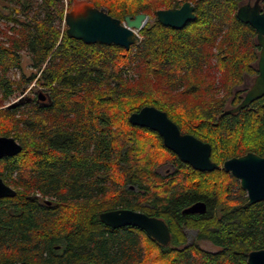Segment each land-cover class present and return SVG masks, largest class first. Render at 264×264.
I'll use <instances>...</instances> for the list:
<instances>
[{
  "label": "trees",
  "instance_id": "1",
  "mask_svg": "<svg viewBox=\"0 0 264 264\" xmlns=\"http://www.w3.org/2000/svg\"><path fill=\"white\" fill-rule=\"evenodd\" d=\"M87 1L121 21L137 13L151 20L126 50L68 37L61 23L72 0L66 8L63 0H0V21L13 32L0 29V135L21 145L0 159V178L16 191L0 198V264H247L251 250L264 248V201L244 206L236 177L194 169L156 131L128 119L145 105L164 111L181 133L209 143L218 165L264 155V95L224 113L257 73L255 29L236 17L243 0ZM185 1L195 19L182 28L156 19L157 10ZM21 52L30 74L21 70ZM34 79L49 104L27 95L1 107ZM165 164L172 171L159 173ZM196 201L204 213H181ZM117 207L164 218L170 242L102 223L99 213Z\"/></svg>",
  "mask_w": 264,
  "mask_h": 264
},
{
  "label": "water",
  "instance_id": "2",
  "mask_svg": "<svg viewBox=\"0 0 264 264\" xmlns=\"http://www.w3.org/2000/svg\"><path fill=\"white\" fill-rule=\"evenodd\" d=\"M155 17L162 25L182 28L187 22L195 19L194 5L190 1H185L179 7L173 5L166 9H159ZM236 17L255 29L259 46L257 73L241 101L224 113H237L264 95V11H260L258 3L250 8L247 5H241L236 10ZM147 18L146 13H137L134 16H125L121 21L111 16L105 7H96L93 2L87 0H72L69 10L64 14L65 31L68 37L81 39L86 43H114L126 50L140 40L139 30L144 26ZM45 97L42 92L38 94L39 100ZM16 102L8 106H14ZM128 119L132 125L156 131L162 138L164 146L194 169L211 171L221 168L232 174L239 180L241 188L246 191L247 201L244 206L264 201V155L247 152L228 158L218 165L210 158L211 145L192 134L181 133L178 126L164 111L145 105L132 112ZM20 151L21 145L14 137L0 135V159L14 156ZM15 193L16 191L0 178V198L13 197ZM205 210V203L196 201L184 207L181 213L202 214ZM99 219L111 228L138 227L163 245L170 239V230L164 220L140 211L126 208L111 209L99 213ZM246 261L247 264H264V248L251 250L247 254Z\"/></svg>",
  "mask_w": 264,
  "mask_h": 264
},
{
  "label": "rangeland",
  "instance_id": "3",
  "mask_svg": "<svg viewBox=\"0 0 264 264\" xmlns=\"http://www.w3.org/2000/svg\"><path fill=\"white\" fill-rule=\"evenodd\" d=\"M63 2H64V6H65V8H66V5H67V2H66V0H63ZM6 5V3H1V6L2 5ZM2 12L3 13H6L7 12V10H8V8H6V7H2ZM151 20V18L148 16V18H147V21H146V23L148 22V21H150ZM7 24L9 25V23H6V22H4V21H0V29H2V31H4L7 35H12V30H10V29H8L7 28ZM11 25V24H10ZM61 26L62 27H66V24H65V22H64V20L62 21V23H61ZM0 40H2V41H4L5 40V38H4V36H3V34L0 32ZM137 43V42H136ZM135 44V43H134ZM20 65H21V70H22V72H24V73H26V74H30L32 71H33V69L30 67V61H29V58H28V56H27V54L26 53H22L21 52V63H20ZM135 72V71H134ZM136 76H137V73H134V75H133V79H135L136 78ZM252 77H247V78H245V83H244V85L243 86H241V87H243V88H249L250 87V85H251V83H252ZM34 86L32 87V89H30L27 93H26V95H29V96H34L35 95V92H36V89L37 88H35V90H34ZM19 96V92L18 93H15V94H13L12 96H10L5 102H3V105L1 106V107H5L6 105H7V103L8 102H11V101H13L14 99H16L17 97ZM186 235H187V239H188V241H192V240H195V231H193V230H186ZM199 242V245L202 247V248H204V249H206V250H210V251H214V250H216V247L214 246V245H212L209 241H207V240H199L198 241Z\"/></svg>",
  "mask_w": 264,
  "mask_h": 264
},
{
  "label": "flooded vegetation",
  "instance_id": "4",
  "mask_svg": "<svg viewBox=\"0 0 264 264\" xmlns=\"http://www.w3.org/2000/svg\"><path fill=\"white\" fill-rule=\"evenodd\" d=\"M256 3H258L259 5H260V11H264V9H263V6H264V0H243V2L240 4V6L241 5H247L249 8L251 7V6H253L254 4H256ZM255 38H256V35H255ZM257 42V41H256ZM258 55H259V50H258ZM256 66H257V62H256ZM254 77V76H253ZM253 77H252V79L251 80H253ZM40 92H42L43 94H45V99H43V100H39L38 99V94L40 93ZM24 96H27L26 94L24 95ZM32 97V96H31ZM36 97V98H35ZM32 98H34L35 99V101L37 102V103H39L41 106H45V105H47V104H49L50 103V101H49V96H48V93L47 92H45V91H42V90H39V91H36L35 92V95L32 97ZM170 171H172V168H171V166H169V164H165V165H162V166H160L159 168H158V172L159 173H161V174H168ZM130 189H133V186L131 185L130 186ZM117 208H123V207H117ZM117 208H114V209H117ZM126 209H130V208H126ZM109 210H111V209H109ZM131 210H134V209H131ZM134 211H138V210H134ZM141 212V211H140ZM144 213V212H143ZM146 214V213H145ZM196 214V213H195ZM198 214V213H197ZM148 215V214H147ZM149 216H151V215H149ZM155 217H158V216H155ZM158 218H161L162 220H164V222L167 224V222L165 221V219L164 218H162V217H158ZM123 227H125V226H123ZM120 228V227H119ZM186 230H191V229H186ZM186 230H185V232H186ZM194 238H196V234H195V237ZM170 239H171V234H170ZM170 239H169V241H168V243L170 242ZM155 240V239H154ZM189 242H191V241H189ZM167 243V244H168Z\"/></svg>",
  "mask_w": 264,
  "mask_h": 264
},
{
  "label": "built area",
  "instance_id": "5",
  "mask_svg": "<svg viewBox=\"0 0 264 264\" xmlns=\"http://www.w3.org/2000/svg\"><path fill=\"white\" fill-rule=\"evenodd\" d=\"M33 86H35V79H34L33 82H32V83H31V84L25 89L24 92H19V96H18L16 99H14L13 101L8 102L6 106H8V105H10L11 103L16 102V101H18L20 98L24 97V95H25L30 89H32Z\"/></svg>",
  "mask_w": 264,
  "mask_h": 264
}]
</instances>
